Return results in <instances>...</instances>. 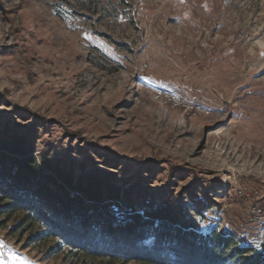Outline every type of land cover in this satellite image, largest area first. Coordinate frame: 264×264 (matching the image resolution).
Wrapping results in <instances>:
<instances>
[{"label": "rangeland", "instance_id": "rangeland-1", "mask_svg": "<svg viewBox=\"0 0 264 264\" xmlns=\"http://www.w3.org/2000/svg\"><path fill=\"white\" fill-rule=\"evenodd\" d=\"M7 122L34 130L36 159L117 183L123 206L197 199L203 232L264 247V0H0ZM3 223L0 264H71Z\"/></svg>", "mask_w": 264, "mask_h": 264}, {"label": "trees", "instance_id": "trees-1", "mask_svg": "<svg viewBox=\"0 0 264 264\" xmlns=\"http://www.w3.org/2000/svg\"><path fill=\"white\" fill-rule=\"evenodd\" d=\"M57 16L60 15L57 13ZM34 130L0 126V219L45 259L71 264H264V247L231 233L203 232L208 209L141 190L125 206L121 186L36 154ZM135 192V191H134ZM133 192V194H134ZM196 205V206H194ZM187 210V211H186Z\"/></svg>", "mask_w": 264, "mask_h": 264}]
</instances>
